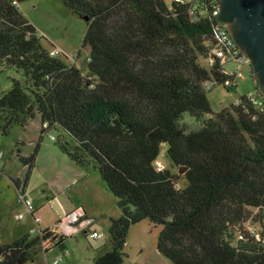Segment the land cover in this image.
Listing matches in <instances>:
<instances>
[{"label":"trees","instance_id":"obj_1","mask_svg":"<svg viewBox=\"0 0 264 264\" xmlns=\"http://www.w3.org/2000/svg\"><path fill=\"white\" fill-rule=\"evenodd\" d=\"M187 2L62 0L86 18L75 55L86 56L75 67L50 56L14 0H0V73L21 78L0 96V134L38 120L32 151L13 152L22 172L11 181L22 196L49 131L69 162L98 171L120 216L93 264H122L128 230L142 220L160 228L156 248L170 264H264V243L246 231L264 224V102L244 93L213 112L204 84L229 92L237 79L219 60L207 64L217 25L210 0H191L192 14ZM248 78L264 97L251 70ZM161 146L169 167H158ZM65 239L38 228L1 244L0 264H27L46 242L64 251Z\"/></svg>","mask_w":264,"mask_h":264},{"label":"rangeland","instance_id":"obj_2","mask_svg":"<svg viewBox=\"0 0 264 264\" xmlns=\"http://www.w3.org/2000/svg\"><path fill=\"white\" fill-rule=\"evenodd\" d=\"M169 4L171 0H164ZM188 1V0H187ZM19 10L31 23L40 37V44L46 50L58 49L67 65L82 67L86 53L76 58L85 30V20L71 14L62 0H18ZM204 63V62H202ZM227 71L228 68L226 67ZM245 80L237 79L233 91H225L221 86L212 84L207 93L213 112L228 107L236 98L252 89L251 80L245 72ZM21 79L14 71L4 69L0 73V96L11 88V78ZM188 131L198 128L197 122L189 115L183 116ZM38 120L33 121L26 130L14 126L7 136L0 134V245L11 242L23 235L34 236L36 223L19 202V194L11 179L22 172V165L13 154L16 147L23 153L32 151L33 143L38 136ZM57 132L49 131L43 135L34 168L30 173L24 190V198L33 203L35 218L41 227L58 226L61 218L55 211L50 199L58 197L66 206L68 216L64 223L66 234L65 250L55 248L51 243H44L32 261L27 264H93L102 250L108 248V227L110 218H118L120 210L117 200L106 190L100 180L98 171L92 168H73L71 162L63 155L51 136ZM22 141L23 145H17ZM158 164L161 168L169 167L165 157V147H160ZM77 169V170H76ZM83 173L79 178L75 172ZM22 213L23 218L16 219ZM81 216L83 227H69V223ZM255 217L254 215H251ZM247 228L260 230V225L250 221ZM160 228L148 220L131 225L123 246L122 264H170L157 251V238ZM97 232V238H91V232ZM55 248V249H53ZM45 250H47L46 253Z\"/></svg>","mask_w":264,"mask_h":264},{"label":"water","instance_id":"obj_3","mask_svg":"<svg viewBox=\"0 0 264 264\" xmlns=\"http://www.w3.org/2000/svg\"><path fill=\"white\" fill-rule=\"evenodd\" d=\"M218 7L217 24H225L264 90V0H219Z\"/></svg>","mask_w":264,"mask_h":264},{"label":"built area","instance_id":"obj_4","mask_svg":"<svg viewBox=\"0 0 264 264\" xmlns=\"http://www.w3.org/2000/svg\"><path fill=\"white\" fill-rule=\"evenodd\" d=\"M177 3H184L187 2V0H172ZM189 3V12L192 14L195 10V5L191 3V0L188 2ZM210 3L212 5V15L217 16L219 12V7L218 3L219 0H210ZM14 4L17 6V3L14 1ZM214 34H215V46L211 51L210 56L207 59V64L211 66L214 62L215 59L219 60L225 68H228L229 73H233L235 75L236 79L239 80H245V72L248 74V71H252L251 64L249 62V59L244 56L239 47L231 40L230 35L227 31V28L224 23L222 24H217L214 28ZM50 56H57L60 54V51L56 48L52 49L50 51ZM227 70V69H226ZM212 87V83L206 82L204 84L205 90H210ZM245 95L247 98L256 106H262L264 102V97L257 96L253 91L247 90L245 92ZM158 164V163H157ZM158 167L160 165L158 164ZM19 202H21L25 210L28 214L32 215L33 213V203L24 198V196L19 195ZM23 218V214L20 213L16 216L17 220H20ZM37 221V220H35ZM260 225V224H258ZM38 229L35 228L34 231ZM246 231L249 233L250 236H252L256 241L263 242L264 243V224L260 225V230H250L246 227ZM91 238H97L99 234L97 232H91L89 234ZM240 239L244 238V234L239 235ZM53 264H57V261H54Z\"/></svg>","mask_w":264,"mask_h":264},{"label":"crops","instance_id":"obj_5","mask_svg":"<svg viewBox=\"0 0 264 264\" xmlns=\"http://www.w3.org/2000/svg\"><path fill=\"white\" fill-rule=\"evenodd\" d=\"M17 4H18V7H20V3L18 2V0H14ZM252 83V82H251ZM250 90V89H248ZM247 91V90H246ZM73 168H79L77 166H75L73 163H71ZM77 170V169H76ZM77 177L81 178L83 175H84V172L82 173H79L78 171L75 172V174ZM50 202L52 203V205L56 208V212L57 214H59V216L61 217L59 220H58V226L57 228L56 227H51L49 228V226H44V227H41V225L39 224L40 220L38 221L35 216H34V212L32 215H30V217L34 220V222L36 223V227L38 228H42V229H50L51 232L53 233H57L59 235H64L65 238H66V234L64 232V228H61V227H64V223H67L68 221V216L71 214L70 212H67V208L66 206L61 202V200L56 197V196H52L51 199H50ZM58 209V210H57ZM85 218V216H84ZM83 218V220H84ZM37 220V221H35ZM83 220H77L75 219L74 221H72L71 223H69V227H78V226H82L83 227V223L84 221ZM84 227H83V232L86 234V232L84 231ZM95 232V231H93ZM66 241V240H65Z\"/></svg>","mask_w":264,"mask_h":264}]
</instances>
